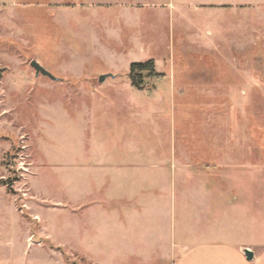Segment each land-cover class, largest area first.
<instances>
[{"label": "rangeland", "instance_id": "obj_1", "mask_svg": "<svg viewBox=\"0 0 264 264\" xmlns=\"http://www.w3.org/2000/svg\"><path fill=\"white\" fill-rule=\"evenodd\" d=\"M109 154L159 220L89 205ZM204 229L264 243V0H0V264H170Z\"/></svg>", "mask_w": 264, "mask_h": 264}, {"label": "crops", "instance_id": "obj_2", "mask_svg": "<svg viewBox=\"0 0 264 264\" xmlns=\"http://www.w3.org/2000/svg\"><path fill=\"white\" fill-rule=\"evenodd\" d=\"M108 156L109 160L110 158H113V160H110V162H113L114 167L117 165V168L115 169L117 174H113V176L115 177V175H121L122 178L118 182H116V179L109 181L108 186L106 187H103L102 185L95 186L94 194L98 193L99 195H95V197L89 202V205H92L93 208H100L101 205L104 206V204L108 203L109 209H112V204L119 202L116 205L123 204L125 210H127L126 208L135 202L138 207L143 209L142 215L150 214L156 216L159 220L160 216L164 215V212L162 211L163 209H159L158 206H161L162 208L163 193L164 191H168V188L166 189L163 187V185H137V188L135 186H127V168H123V165H128L126 163L122 164L120 162L116 164V156L111 154ZM118 160L121 161L119 158ZM194 187H201L207 191L210 190L206 185H196ZM105 188L107 200L103 197H100V193L104 192ZM169 189L171 191L170 199H172L169 201V196L167 194L168 201L166 202V205L168 206L169 204L171 208L173 205L174 209L176 184L172 182ZM143 192H147V194L149 193L148 197L147 195H138ZM209 193L211 194V191ZM208 197L209 199L208 203L206 204V212L199 213L200 216H206V214L208 215L209 212H215V214L224 213V215L227 216V214H229V210L234 209L237 207L236 205H238L221 198V200L218 202L223 203L225 201V205L223 207L222 205L215 204L217 201L213 198V196L208 195ZM240 205L241 204H239V206ZM136 210L135 212L138 213L139 210ZM110 213H114L116 215V209L114 208V211H109L108 213L107 224L109 241H111L112 234L115 232V224L112 223L111 218L109 217ZM224 220L229 221V218L224 217ZM252 222L254 225V220H252ZM143 228L140 229L138 234L140 238L144 237L142 235ZM171 249L172 257L170 259V264H264V243L258 242L256 245H254V243L248 242L247 239L235 238L232 234L224 232V230L219 234H215L212 233L211 230L204 229L203 232H198V234L194 235L190 243L178 245L172 243ZM245 249H248L252 252L253 256L251 259H247L244 253Z\"/></svg>", "mask_w": 264, "mask_h": 264}, {"label": "trees", "instance_id": "obj_3", "mask_svg": "<svg viewBox=\"0 0 264 264\" xmlns=\"http://www.w3.org/2000/svg\"><path fill=\"white\" fill-rule=\"evenodd\" d=\"M146 72L149 77L159 76L155 70V62L153 59L146 62H137L130 65L129 79L134 87H142V73Z\"/></svg>", "mask_w": 264, "mask_h": 264}, {"label": "water", "instance_id": "obj_4", "mask_svg": "<svg viewBox=\"0 0 264 264\" xmlns=\"http://www.w3.org/2000/svg\"><path fill=\"white\" fill-rule=\"evenodd\" d=\"M30 65L34 68L35 70V73L36 74H42L44 76H47L49 77L50 79L52 80H58V78L56 76H54L51 72H49L48 70H46L43 66H41L36 60H32L30 62ZM114 75L111 74V73H105V74H102L100 77H99V81H103L106 77H113ZM244 253L247 257V259H251L253 254L250 250L248 249H245L244 250Z\"/></svg>", "mask_w": 264, "mask_h": 264}]
</instances>
